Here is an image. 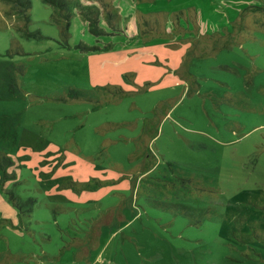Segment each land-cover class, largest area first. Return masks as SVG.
<instances>
[{"label":"rangeland","instance_id":"374dc122","mask_svg":"<svg viewBox=\"0 0 264 264\" xmlns=\"http://www.w3.org/2000/svg\"><path fill=\"white\" fill-rule=\"evenodd\" d=\"M195 4L0 0V264H264V0Z\"/></svg>","mask_w":264,"mask_h":264},{"label":"trees","instance_id":"16d2710c","mask_svg":"<svg viewBox=\"0 0 264 264\" xmlns=\"http://www.w3.org/2000/svg\"><path fill=\"white\" fill-rule=\"evenodd\" d=\"M7 2H12L16 5L17 11L19 13H24L27 16L28 11L30 10L32 6V0H3ZM46 4H49L53 7H55L57 15H60L62 20H59L60 22H64L65 25L63 24L62 29L63 31L69 29L71 25V20L69 19V15L67 14L68 10V4L69 0H43ZM99 20L97 19V22ZM94 34H99L98 29H92ZM92 48V47H91ZM97 48V47H95ZM90 50V49H89ZM14 162L12 159L6 155L0 154V169L5 172V177L8 176L6 170L8 167L12 166ZM18 204L16 203V206Z\"/></svg>","mask_w":264,"mask_h":264},{"label":"crops","instance_id":"0c3cea01","mask_svg":"<svg viewBox=\"0 0 264 264\" xmlns=\"http://www.w3.org/2000/svg\"><path fill=\"white\" fill-rule=\"evenodd\" d=\"M151 1H154V0H151ZM187 1H190V0H187ZM191 1H194L196 3L194 5V7H195V13H196L195 25H196V31L197 32H194L192 34L193 36H194V34L198 36L201 34L202 35H208V34L213 33L214 31H212L210 28H207V24L215 21V19L220 18V19H222V22L227 20V18L224 15L219 16L220 13H218V12H217V15H218L217 17H214L213 14H211L208 17L209 20H205L204 16H203L205 9H209L210 11H212V9H215V11H216V10H218V8H220V6L222 7V10L227 9L224 5L225 0H191ZM174 2H175V0H172V3H174ZM142 9L144 10L143 7H142ZM144 12H145V10H144ZM212 13H213V11H212ZM141 17L144 18L145 15L144 16L142 15Z\"/></svg>","mask_w":264,"mask_h":264}]
</instances>
